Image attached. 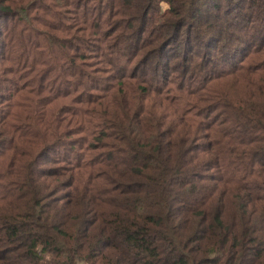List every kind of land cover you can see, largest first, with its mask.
Returning <instances> with one entry per match:
<instances>
[{
  "label": "trees",
  "instance_id": "16d2710c",
  "mask_svg": "<svg viewBox=\"0 0 264 264\" xmlns=\"http://www.w3.org/2000/svg\"><path fill=\"white\" fill-rule=\"evenodd\" d=\"M0 264H264V0H0Z\"/></svg>",
  "mask_w": 264,
  "mask_h": 264
},
{
  "label": "rangeland",
  "instance_id": "374dc122",
  "mask_svg": "<svg viewBox=\"0 0 264 264\" xmlns=\"http://www.w3.org/2000/svg\"><path fill=\"white\" fill-rule=\"evenodd\" d=\"M164 6H165V4H164Z\"/></svg>",
  "mask_w": 264,
  "mask_h": 264
}]
</instances>
